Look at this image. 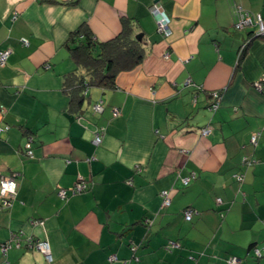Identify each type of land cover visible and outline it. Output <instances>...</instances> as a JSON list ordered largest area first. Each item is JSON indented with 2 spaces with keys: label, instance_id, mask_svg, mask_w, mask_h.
<instances>
[{
  "label": "crops",
  "instance_id": "0c3cea01",
  "mask_svg": "<svg viewBox=\"0 0 264 264\" xmlns=\"http://www.w3.org/2000/svg\"><path fill=\"white\" fill-rule=\"evenodd\" d=\"M153 4L169 18L168 37ZM233 5L264 18V0H0V50H11L0 66V171L18 173L16 198L0 210V244L20 233L47 240L52 257L23 246L0 252V264H227L231 255L264 264V36L239 61L252 29L235 30ZM122 18L144 43L143 61L71 110L69 34L86 24L106 41ZM79 180L82 192L57 195ZM169 240L179 247L167 250Z\"/></svg>",
  "mask_w": 264,
  "mask_h": 264
},
{
  "label": "trees",
  "instance_id": "16d2710c",
  "mask_svg": "<svg viewBox=\"0 0 264 264\" xmlns=\"http://www.w3.org/2000/svg\"><path fill=\"white\" fill-rule=\"evenodd\" d=\"M134 30L135 25L129 19L122 18L120 32L115 37L106 41L96 40L86 24H81L69 34L64 46L67 49L68 56L73 62L75 68L64 74L65 81L63 84V91L69 94L71 110H73V108L77 109L81 107L83 101L86 99L85 94L89 88L100 87L105 90H112L115 87V79L120 72L131 70L143 61L145 57L144 43L142 42V39L134 33ZM249 35L250 36L247 39L249 42L256 38H251V32ZM249 42L239 53V61L245 55ZM6 127H1V132L7 129ZM190 180L191 178H189V181ZM150 222V220L145 221L146 224H149ZM11 234L7 241L0 244L1 253L2 244L9 242ZM16 234L21 236L20 247H15L13 243L8 249H19L23 246L27 247L26 240L31 236L25 237L20 233ZM31 238L36 239L33 237ZM170 241L172 240H169L165 245L167 250L172 249L168 248ZM129 247L135 252L137 244L131 242ZM7 250L2 254L5 255ZM133 258L138 259V256L135 255Z\"/></svg>",
  "mask_w": 264,
  "mask_h": 264
},
{
  "label": "built area",
  "instance_id": "2783aa9c",
  "mask_svg": "<svg viewBox=\"0 0 264 264\" xmlns=\"http://www.w3.org/2000/svg\"><path fill=\"white\" fill-rule=\"evenodd\" d=\"M234 13L236 15V20L234 21V28L236 30H243V29H252L251 31V38L253 37H263L264 36V18L259 13H252L248 10L243 9L241 5H233ZM150 12L152 16L156 19L155 23L157 26V31L162 34L164 37H168L171 34V29L169 26V18L163 14V11L160 6L157 4H153L150 8ZM162 13V16H160ZM13 17H16V13L13 15ZM249 42V40H246L245 43L239 48V53L244 49L246 44ZM22 44H27V40L25 38L21 39ZM10 49H6L3 51H0V66H3L9 56ZM239 55V54H238ZM168 56V54H166ZM264 81V80H263ZM253 86L257 90H262V80H256L253 83ZM211 104L209 106V110L214 111L219 106V100L221 98V93L219 91H214L211 94ZM93 110L95 112H102V101H98L96 104L93 105ZM115 113H117V109L114 108L113 110ZM212 127L210 125L202 128L200 130V133L202 136L207 135L211 131ZM2 131V128L0 127V132ZM105 128L103 126L98 127V129L95 132L93 143L95 145H98L102 140V135L104 134ZM259 132H254L250 136V144L252 146H255L257 144ZM33 142L32 136H27L26 142H25V153L28 157L33 156L32 150H31V144ZM244 161V160H243ZM246 161V160H245ZM244 161V162H245ZM17 177L18 173H11L9 175H4L0 171V210H4L8 207H10L13 203V200L16 198V189H17ZM237 180L241 181L243 179V176L240 174L236 175ZM183 184H188L189 178L183 179ZM130 184L131 181H128ZM86 188V182L83 180H79L76 182L72 187L70 188H58L57 195L62 199L66 200L69 196L76 195L77 193L82 192ZM161 196L164 198V205H168L170 200L168 198L167 192L163 191L161 192ZM218 204L221 203L220 199H216ZM192 216V210L186 209L184 211V217L186 220H189ZM222 216V214H221ZM33 225H42L43 221L33 219L30 222ZM20 235L13 233L11 234V238L9 242L2 244L1 251L2 253H5V251L14 243L15 247H20L21 241H20ZM27 248L31 250H35L42 254L44 258L47 261H51L52 257L50 254V248L49 243L47 240L44 239H32L27 238ZM179 247V245L174 242L170 241L168 244V248H175ZM254 254L256 257H260L261 253L258 249H254ZM114 259V256L110 259ZM190 259H192V256H189ZM241 260L239 257L235 255H231L227 258L226 263L227 264H240Z\"/></svg>",
  "mask_w": 264,
  "mask_h": 264
},
{
  "label": "rangeland",
  "instance_id": "374dc122",
  "mask_svg": "<svg viewBox=\"0 0 264 264\" xmlns=\"http://www.w3.org/2000/svg\"><path fill=\"white\" fill-rule=\"evenodd\" d=\"M236 30V29H235ZM244 30V29H243ZM238 31H241V30H238ZM168 54V53H167ZM103 136V135H102ZM130 247H132V246H130Z\"/></svg>",
  "mask_w": 264,
  "mask_h": 264
},
{
  "label": "bare ground",
  "instance_id": "6f19581e",
  "mask_svg": "<svg viewBox=\"0 0 264 264\" xmlns=\"http://www.w3.org/2000/svg\"><path fill=\"white\" fill-rule=\"evenodd\" d=\"M164 14V13H163ZM165 15V14H164ZM160 16H162V13H161V15ZM156 20V19H155Z\"/></svg>",
  "mask_w": 264,
  "mask_h": 264
}]
</instances>
